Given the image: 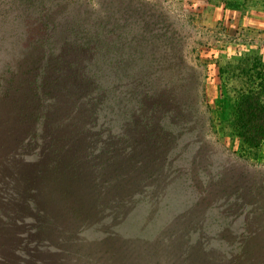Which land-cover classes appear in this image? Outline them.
Returning a JSON list of instances; mask_svg holds the SVG:
<instances>
[{
    "label": "rangeland",
    "instance_id": "1",
    "mask_svg": "<svg viewBox=\"0 0 264 264\" xmlns=\"http://www.w3.org/2000/svg\"><path fill=\"white\" fill-rule=\"evenodd\" d=\"M255 1L0 0V264H71L104 236L264 264V145L236 134L250 85L224 72L246 57L222 41Z\"/></svg>",
    "mask_w": 264,
    "mask_h": 264
},
{
    "label": "crops",
    "instance_id": "2",
    "mask_svg": "<svg viewBox=\"0 0 264 264\" xmlns=\"http://www.w3.org/2000/svg\"><path fill=\"white\" fill-rule=\"evenodd\" d=\"M223 18L226 26L222 34L225 54L257 56L264 62V1H255L245 10L225 9ZM118 237L104 236L93 241L88 238L89 243L97 244L90 246V250L78 252V257L71 258V264H163L152 259L151 255L159 251H152L151 244H138L136 241L142 249L137 250L135 242ZM108 243L112 245L106 246Z\"/></svg>",
    "mask_w": 264,
    "mask_h": 264
},
{
    "label": "trees",
    "instance_id": "3",
    "mask_svg": "<svg viewBox=\"0 0 264 264\" xmlns=\"http://www.w3.org/2000/svg\"><path fill=\"white\" fill-rule=\"evenodd\" d=\"M228 67L224 72L228 74L226 82L238 79L250 85L241 88L235 100L236 134L246 147L259 150L264 145V62L257 56H248Z\"/></svg>",
    "mask_w": 264,
    "mask_h": 264
}]
</instances>
